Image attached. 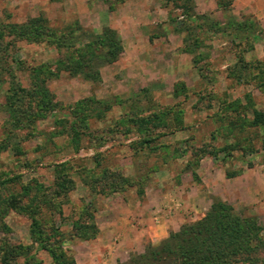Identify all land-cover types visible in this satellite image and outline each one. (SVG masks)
I'll return each mask as SVG.
<instances>
[{
	"label": "rangeland",
	"instance_id": "374dc122",
	"mask_svg": "<svg viewBox=\"0 0 264 264\" xmlns=\"http://www.w3.org/2000/svg\"><path fill=\"white\" fill-rule=\"evenodd\" d=\"M76 28L82 44L45 36ZM105 28L122 55L98 61L100 81L73 76L66 63ZM138 44L149 51L136 61ZM256 112L264 119V0H0V264H53L51 251L108 264L148 190L166 203L210 191L204 216L184 224L221 202L264 229ZM143 238L117 264L162 241Z\"/></svg>",
	"mask_w": 264,
	"mask_h": 264
},
{
	"label": "trees",
	"instance_id": "16d2710c",
	"mask_svg": "<svg viewBox=\"0 0 264 264\" xmlns=\"http://www.w3.org/2000/svg\"><path fill=\"white\" fill-rule=\"evenodd\" d=\"M191 12L192 9L184 8L183 16L188 20L195 18ZM23 32L26 37L43 36V29L38 27L35 31L26 27ZM82 33L85 31L72 29L68 39L64 33L57 35L50 30L45 36L58 45L73 41L82 44ZM89 35L95 38L83 46L85 50L76 51L77 59L66 63L65 69L73 76L100 81L98 61H102L100 66L115 63L123 53V44L114 29L105 28L102 34L91 32ZM255 116L256 122L264 123L261 113L256 112ZM263 232L255 218L240 217L230 206L219 202L201 220L184 224L158 245L148 246L131 264H264L258 255L264 250ZM51 254L53 264H76L62 251H51Z\"/></svg>",
	"mask_w": 264,
	"mask_h": 264
},
{
	"label": "crops",
	"instance_id": "0c3cea01",
	"mask_svg": "<svg viewBox=\"0 0 264 264\" xmlns=\"http://www.w3.org/2000/svg\"><path fill=\"white\" fill-rule=\"evenodd\" d=\"M152 13L153 11H147L148 16ZM133 47V53L136 56L135 60L139 57L148 56L149 50L144 47V45L138 44ZM127 50L128 48L126 44H124V54L127 53ZM130 57L132 58V56ZM131 61H133V59ZM197 188L198 189L191 187L190 189L181 190L178 193L179 196L171 197L167 203L166 201L161 202V198H157V200L154 199V197H156L155 191L148 190L145 201L138 202L137 204L135 203L131 208L132 210H130V213L132 214L131 216L133 217V223L131 224L129 232H132L130 234L132 237L127 243H125L129 244V246L113 247V244L110 243L111 259L108 260L110 263H107L117 264L118 259L120 263L125 262L126 258L129 257L130 252L135 249L134 247L136 244L138 247V245L141 244L140 242L144 240L143 237H145L146 240L155 243L165 239L169 231H177L184 223L195 221L203 217L210 205L206 197V194H210V191L199 186ZM121 212L123 211H118L119 216ZM126 213H128V211H126ZM153 217L156 218L153 219ZM125 220L126 219L122 217L119 222L125 224ZM109 226L111 227V225ZM137 230L140 231V235L134 238L135 236L133 237V235H136L135 233ZM112 258L114 260H112ZM97 264L100 263L97 262Z\"/></svg>",
	"mask_w": 264,
	"mask_h": 264
}]
</instances>
